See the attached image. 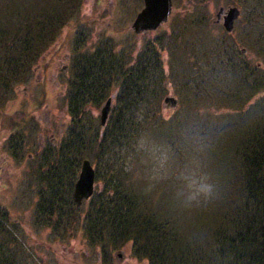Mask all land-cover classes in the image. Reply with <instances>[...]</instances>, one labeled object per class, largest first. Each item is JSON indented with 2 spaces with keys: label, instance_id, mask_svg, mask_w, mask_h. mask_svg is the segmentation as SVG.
<instances>
[{
  "label": "trees",
  "instance_id": "obj_1",
  "mask_svg": "<svg viewBox=\"0 0 264 264\" xmlns=\"http://www.w3.org/2000/svg\"><path fill=\"white\" fill-rule=\"evenodd\" d=\"M0 1L3 88L51 41L76 0ZM231 1L240 9L243 42L255 48L259 56L253 64L248 63L238 56L236 46H229L228 38L221 36L213 46L216 54L210 66L195 61L178 76L179 85L192 94L190 101L200 95V82L234 105L206 114L189 109L176 112L180 123L199 124L213 141L224 188L218 210L187 221L182 230L143 200L130 183L118 178L114 162H107L112 170L104 169L106 177L101 167L107 156L125 143L131 128L128 107L133 110L149 103L150 72L158 70L161 77L165 76L157 52L147 45L141 47L129 65H124L129 55H111L107 46L90 57L74 58L72 77L64 93L68 129L60 143L48 145L37 160L38 177L44 181L38 192L37 213L49 217L55 214L57 228L63 218H70V223L64 224L81 227L87 245L99 247L101 258L129 244L132 255L146 259L147 264H264V0ZM206 23L203 17L196 20L198 26ZM115 84L118 103L114 102L104 125H100L90 109L98 107ZM163 85H158V91L166 88H161ZM23 115L11 114L13 133ZM156 122L159 131L167 134L162 119L157 117ZM12 135L8 141L16 143ZM85 157L94 162L103 182L79 209L73 202L72 187ZM5 217L0 214L3 222ZM0 264H18L16 255L0 251Z\"/></svg>",
  "mask_w": 264,
  "mask_h": 264
},
{
  "label": "rangeland",
  "instance_id": "obj_2",
  "mask_svg": "<svg viewBox=\"0 0 264 264\" xmlns=\"http://www.w3.org/2000/svg\"><path fill=\"white\" fill-rule=\"evenodd\" d=\"M171 2V12L166 21L155 29L135 33L130 24L142 6V0H76L72 12L65 14L51 41L30 60L29 65L23 69L24 72L11 79L7 87H0V214H6V222L0 220V251H11L16 255L18 264H147L146 259L132 255L129 244L113 249L110 255H103L101 258L97 253L99 247L87 245L81 227L75 229L73 225L66 232V220L59 223L57 228L54 223L55 214L52 217L39 216L38 192L44 181L39 180L36 166L41 151L50 147V144L57 146L68 129L69 116L63 100L68 76L62 73L63 66L70 63L71 58L80 55L90 57L102 46H107L111 55L116 57H120L121 53L125 54V57L130 54L124 65L131 64L138 49L146 45L157 52L158 62L165 76L161 77L158 70L150 72L151 85L147 92L149 103H142L139 107H144L153 114L154 123H157V117H168V109H189L200 114L203 109L206 114L210 110L216 112L234 107L229 101L223 100L225 98L220 97L218 92L208 90V86L200 82V95L190 101L192 94L179 85L180 78L175 76V73H181L187 65L195 61H204L208 63L207 67L210 66L216 54L213 46L215 41H220L221 36L228 38L226 42L229 46L232 45L234 49L236 46L238 56L250 64L256 61L259 56L256 49L247 47L243 42L244 30L239 17L234 21L235 27L233 26L229 35L220 22L213 21L215 11L220 5L225 7L233 2ZM199 17L206 19L207 23L198 26L196 20ZM241 46L245 47V51L240 50ZM108 51H105V54ZM44 68L47 76L44 75ZM160 83L164 84L161 88H166L158 91ZM115 88L116 84L109 89V92L114 94L113 101L117 98ZM193 88L196 90V85ZM258 93L260 92H256L254 96ZM165 94L178 98L177 107L162 104ZM181 94L186 96L187 102L182 99ZM115 102L118 103V100ZM99 108L92 106L90 109L96 121L99 120ZM128 108L127 117L132 121L139 108ZM14 113L24 114V119L18 116L19 123L14 126L16 132L11 136L16 143L8 141L12 133L9 121ZM47 114L51 123L46 131L43 127L47 122ZM159 129L158 127V131ZM162 133H165L164 130ZM39 134L41 136L38 137ZM41 138L43 139L40 140ZM14 145L16 148L10 149ZM115 151L118 152L108 155L102 162L103 176L107 175L104 171L106 167L112 170L111 165L107 164L112 161L115 163V171L118 172L117 177L133 186L121 165L117 163L121 148ZM102 182L103 178L97 174L95 188L102 187ZM80 222L81 220H78V224ZM117 252L121 255L116 256Z\"/></svg>",
  "mask_w": 264,
  "mask_h": 264
},
{
  "label": "clouds",
  "instance_id": "obj_3",
  "mask_svg": "<svg viewBox=\"0 0 264 264\" xmlns=\"http://www.w3.org/2000/svg\"><path fill=\"white\" fill-rule=\"evenodd\" d=\"M177 111L168 109L171 118H162L165 134L153 114L139 108L117 163L138 195L182 230L187 221L218 210L224 188L213 141L199 124L180 123Z\"/></svg>",
  "mask_w": 264,
  "mask_h": 264
},
{
  "label": "water",
  "instance_id": "obj_4",
  "mask_svg": "<svg viewBox=\"0 0 264 264\" xmlns=\"http://www.w3.org/2000/svg\"><path fill=\"white\" fill-rule=\"evenodd\" d=\"M171 10V0H143L142 8L136 13L132 20L131 27L136 33L144 32L148 29L157 27L167 19ZM237 6L228 5L226 8L219 6L215 13V21H221L226 31L233 28L234 20L239 15ZM165 104L174 106L176 99L174 96L165 95ZM110 108V98H108L100 108V123L104 124ZM94 168L87 158L82 159L78 175L73 184V199L79 204L83 199L89 197L94 188Z\"/></svg>",
  "mask_w": 264,
  "mask_h": 264
},
{
  "label": "flooded vegetation",
  "instance_id": "obj_5",
  "mask_svg": "<svg viewBox=\"0 0 264 264\" xmlns=\"http://www.w3.org/2000/svg\"><path fill=\"white\" fill-rule=\"evenodd\" d=\"M69 64V63H68ZM68 64H65L64 66H63V68H62V73L64 74V75H66L67 76V74H69L68 73ZM42 70V69H41ZM40 70V71H41ZM43 71H44V75L45 76H47L48 74H47V72L45 71V68L43 69ZM49 111H50V108H49ZM23 117V119H24V115L22 116ZM45 118H46V123H44V130L46 129V131H47V129L50 127V123H51V119H50V117L48 116V114L45 116ZM60 122V121H59ZM62 127H61V131L60 132H62ZM11 134H14L13 132L11 133ZM39 136H41V134H39L38 135V137ZM43 138H41L40 140H42ZM42 142V141H41ZM42 146H44V144L42 145ZM71 204V203H70ZM66 223H68V222H70V218H67L66 219ZM71 228L70 227H68V228H66L65 230H67V231H69ZM121 254L120 253H117V255L116 256H120Z\"/></svg>",
  "mask_w": 264,
  "mask_h": 264
},
{
  "label": "bare ground",
  "instance_id": "obj_6",
  "mask_svg": "<svg viewBox=\"0 0 264 264\" xmlns=\"http://www.w3.org/2000/svg\"><path fill=\"white\" fill-rule=\"evenodd\" d=\"M235 27V26H234ZM18 112V111H17Z\"/></svg>",
  "mask_w": 264,
  "mask_h": 264
}]
</instances>
